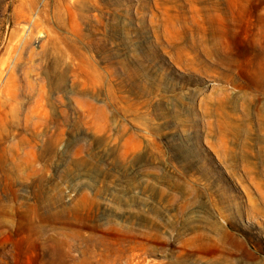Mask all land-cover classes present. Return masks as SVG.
Returning a JSON list of instances; mask_svg holds the SVG:
<instances>
[{"label": "rangeland", "instance_id": "374dc122", "mask_svg": "<svg viewBox=\"0 0 264 264\" xmlns=\"http://www.w3.org/2000/svg\"><path fill=\"white\" fill-rule=\"evenodd\" d=\"M0 264H264V0H0Z\"/></svg>", "mask_w": 264, "mask_h": 264}]
</instances>
